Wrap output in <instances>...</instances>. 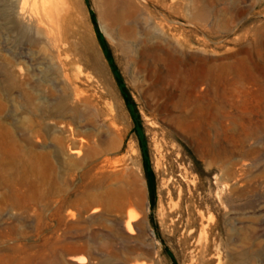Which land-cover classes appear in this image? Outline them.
<instances>
[{
  "label": "rangeland",
  "instance_id": "obj_1",
  "mask_svg": "<svg viewBox=\"0 0 264 264\" xmlns=\"http://www.w3.org/2000/svg\"><path fill=\"white\" fill-rule=\"evenodd\" d=\"M100 1L0 0V264H264V0Z\"/></svg>",
  "mask_w": 264,
  "mask_h": 264
},
{
  "label": "bare ground",
  "instance_id": "obj_2",
  "mask_svg": "<svg viewBox=\"0 0 264 264\" xmlns=\"http://www.w3.org/2000/svg\"><path fill=\"white\" fill-rule=\"evenodd\" d=\"M15 4L21 3L16 10V18L25 23L37 35L42 37L48 43H53V47L59 49L60 45H68L70 38L73 36L71 25L73 23L72 0H13ZM104 8L101 12L102 16H107V13L119 3V0H101ZM127 7L134 5L132 0H124ZM125 12H120L124 14ZM116 15L119 16L123 15ZM128 14V13H127ZM27 26V27H28ZM119 192V189L112 188L108 190L107 195L114 197ZM143 204V203H142ZM137 215L132 211L129 212V218L124 224L126 233L133 235L135 227L133 221ZM135 222V221H134ZM145 223V222H144ZM144 230V229H143ZM75 261H83L79 258H73Z\"/></svg>",
  "mask_w": 264,
  "mask_h": 264
},
{
  "label": "trees",
  "instance_id": "obj_3",
  "mask_svg": "<svg viewBox=\"0 0 264 264\" xmlns=\"http://www.w3.org/2000/svg\"><path fill=\"white\" fill-rule=\"evenodd\" d=\"M146 170H147V179H148V183H149V188L150 191L153 192L154 190V186H153V177H152V173L150 170V165H146Z\"/></svg>",
  "mask_w": 264,
  "mask_h": 264
}]
</instances>
